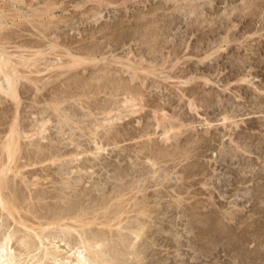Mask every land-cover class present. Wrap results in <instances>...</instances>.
<instances>
[{"label":"rangeland","instance_id":"rangeland-1","mask_svg":"<svg viewBox=\"0 0 264 264\" xmlns=\"http://www.w3.org/2000/svg\"><path fill=\"white\" fill-rule=\"evenodd\" d=\"M261 2L0 0V245L41 264L20 243L76 218L124 264H264ZM54 229L39 252L74 264Z\"/></svg>","mask_w":264,"mask_h":264},{"label":"bare ground","instance_id":"bare-ground-1","mask_svg":"<svg viewBox=\"0 0 264 264\" xmlns=\"http://www.w3.org/2000/svg\"><path fill=\"white\" fill-rule=\"evenodd\" d=\"M256 1H258V0H256ZM260 1V0H259ZM254 3H256V2H254ZM262 7L264 6V0H262ZM257 4V3H256ZM250 5H251V3H250ZM253 5V4H252ZM257 6H260L261 7V4L260 5H256V8H257ZM252 6H250V12L249 13H245V16H247V17H249V18H247V17H243L242 19L243 20H245L246 21V23H247V32L249 31H251L253 28H255V26H256V24H257V22H259V20L258 19H260L261 17H259L258 16V19L256 18V17H254V18H251L249 15H250V13H251V8ZM248 8H249V5H248ZM255 7L253 6V9H254ZM259 8V7H258ZM261 9V8H260ZM253 11V10H252ZM256 11H258L259 12V10L258 9H256V10H254V12H256ZM254 14V13H253ZM258 13L256 12V15H257ZM252 15V14H251ZM255 15V16H256ZM247 18V19H246ZM262 19H263V17H262ZM245 23V22H244ZM262 23V22H261ZM258 27V26H257ZM256 27V28H257ZM259 28V30H264V24L263 25H261V27H258ZM228 30V29H227ZM230 30V29H229ZM227 32V31H226ZM230 33V32H229ZM228 33V34H229ZM254 34V33H253ZM230 35V34H229ZM229 35H227L226 37H225V39H224V44H226V46H228V44L230 45V42H231V40L230 39H232V38H230L229 37ZM256 35V34H255ZM258 37L260 38V42H262V40H261V37H263L261 34L259 35L258 34ZM251 38V37H250ZM255 38V37H254ZM254 38H252V39H254ZM252 39H250V40H252ZM256 39V38H255ZM257 41V40H256ZM255 42V41H254ZM259 42V41H258ZM256 43V42H255ZM257 44H259V43H257ZM231 47V46H230ZM230 49V48H229ZM251 50V49H250ZM8 64V61H4L3 59H0V66H4V65H7ZM4 77V79L6 80V85H7V88L5 87V91H6V93L7 94H9V95H12V96H14L15 94V89H16V86H15V82H16V78L17 77H15L14 75H11V74H5V76H3ZM18 79V78H17ZM1 84V83H0ZM17 84V83H16ZM0 91H3V89H1L0 88ZM4 91V92H5ZM8 96V95H7ZM16 97V95L13 97L14 99H16L15 98ZM130 102V101H129ZM12 131V133H13V131H15V130H11ZM16 132V131H15ZM11 133V135H13ZM42 133V132H41ZM43 134V133H42ZM11 135H9L10 137H12ZM16 135V136H15ZM14 136L15 137H18V135L15 133L14 134ZM15 137H12L11 138V141L9 140V143L7 144V146L5 145V147H7V155H9L8 157H10L11 158V153H10V151H12L13 149H11L12 147H14L15 145H16V139H18V138H15ZM8 139H10V138H8ZM21 139V138H20ZM7 141V140H6ZM18 141V140H17ZM31 143V142H30ZM19 144V143H18ZM31 145V144H30ZM8 147L10 148V149H8ZM16 147V146H15ZM20 146H18V148H19ZM39 147V146H38ZM18 148H17V151H18ZM16 149V148H15ZM5 151V150H4ZM15 151V150H14ZM13 154H14V152H12ZM16 153V152H15ZM12 156H15V155H12ZM9 158V159H10ZM7 185H8V183H7V180H5V179H0V193H1V190L2 189H4V187H7ZM139 188V187H138ZM0 199H1V197H0ZM12 201L11 200H8V201H6V202H2V201H0V206H1V208H2V210H5L6 211V213H7V215H12V213L16 210V208H15V206H14V202L13 203H11ZM6 204V205H5ZM68 213V212H67ZM75 213V212H74ZM62 215H65V214H61V216ZM73 216V215H72ZM71 216V217H72ZM12 217V216H11ZM62 218V217H61ZM71 219V218H70ZM63 219H53L52 221H44V223H40L37 227H38V230H37V232H35L34 233V235L33 234H31V235H33L34 236V238H35V240H37L38 241V243H39V245H38V247H34V246H32V244L31 243H33L32 241H30V240H28L29 238H28V236H26L27 237V239H25V241L24 240H22V241H24V242H21L20 243V247H22L21 245H23L25 248L24 249H27V251H28V255L30 254V256L32 255V256H34V257H28V259L29 260H31L32 261V259H34L35 258V256H37V255H39V254H41V255H39L40 257V261H47V260H52V263L53 264H71V262L70 263H68L67 262V257L65 256V260L64 259H57V251H55L54 252V250L52 249L51 251H53V252H51L50 250H49V248H48V246H46L47 248L46 249H44V250H41V253L39 252V250L44 246H42V244H44V242H45V240H43V243H42V240L41 239H43V237H41L42 235H45V234H42V233H47L48 232V234H49V236L48 235H45L46 237H48V239H49V237H50V229L51 230H55L54 228L55 227H58V228H62V231H59V233H61V232H63V234H64V242H66L65 244H68V243H70V240L68 239V237L70 238V234H68L70 231L71 232H74L75 234H76V236H77V238L78 239H76V241L75 242H77V244L79 245V247L78 248H81L78 252H75L76 253V261L74 262V264H124V263H121V261H120V259H118V257L117 256H111V255H109V251L107 250V248L104 246V244H102V242H101V244L99 243L100 241L99 240H97L95 237H93V238H91V239H89L87 236H85L83 233H82V231H81V229H83V227L85 228V226H90V224H93V223H95V222H93V221H91L90 223L89 222H85V223H82L81 221H78L79 219H74L72 222H73V224L75 223L76 225H77V223H79L80 225H78V227L79 228H75V227H73V226H69V225H66V224H60V222L62 221ZM41 221V220H40ZM39 221V222H40ZM65 221H66V219H65ZM19 223V222H18ZM23 223V224H22ZM20 225H22L23 227H26L25 226V224H24V222H22ZM65 223V222H64ZM119 224V223H118ZM93 226V225H92ZM110 226V225H109ZM106 227H107V225H106ZM33 228V227H32ZM32 228H31V231H32ZM136 228H138V227H136ZM136 228H135V230H136ZM140 228V229H139ZM138 228V230H136V231H132V234H133V236H134V239H141V236H142V234H141V231H142V229H144V228H142V227H139ZM26 229H28V231L30 232V230H29V228H27L26 227ZM57 229V228H56ZM119 228H117V230H118ZM121 229V228H120ZM89 230H90V228H89ZM27 231V232H28ZM50 232V233H49ZM93 232V231H92ZM91 232V233H92ZM100 232V231H99ZM103 232H104V230H103ZM106 232H108V231H106ZM3 233V232H2ZM87 233H88V230H87ZM96 233V232H95ZM229 233V232H228ZM9 234V233H8ZM29 234V233H28ZM73 234V233H72ZM71 234V235H72ZM86 234V233H85ZM89 234V233H88ZM101 234V233H100ZM111 234H113V232L112 233H110V236H112ZM115 234H116V232H115ZM120 234H121V232H120ZM10 235V234H9ZM12 235H15V234H12ZM61 235V234H60ZM60 235H58V236H60ZM90 235V237H91V234H89ZM114 235V234H113ZM124 235V234H123ZM257 235V234H256ZM255 235V236H256ZM1 236H2V234H1ZM66 236H68L67 238H66ZM74 236V235H73ZM95 236H97L96 234H95ZM104 236V235H103ZM132 236V235H131ZM228 236H229V234H228ZM231 236V235H230ZM248 236V235H247ZM4 237V236H3ZM2 237V238H3ZM13 237V236H12ZM12 237L10 238L9 236L7 237V233H6V236H5V238H4V241H1L2 243H1V245H0V264H21V259L19 260V258H21V257H17V258H15L14 257V255H12V253L10 252L11 250H10V248H9V241L12 239ZM25 237V236H24ZM29 237H32V236H29ZM53 237V236H52ZM51 237V238H52ZM121 237V236H120ZM128 237V236H127ZM253 237V236H252ZM251 237V238H252ZM23 238V237H22ZM57 238V237H56ZM62 238V237H61ZM60 238V239H61ZM66 238V239H65ZM72 238V237H71ZM76 238V237H75ZM101 238V237H100ZM113 238V237H112ZM133 238V237H132ZM132 238H131V240H132ZM246 238V237H245ZM256 238V237H255ZM45 239V238H44ZM48 239H46V240H48ZM53 239V238H52ZM51 239V241H53ZM68 239V240H67ZM74 239V238H73ZM73 239H72V241H73ZM103 239V238H102ZM119 240H120V238H118ZM126 239H128V238H126ZM134 239H133V241H134ZM248 239H249V237H248ZM28 240V241H27ZM35 240H33V241H35ZM50 240V239H49ZM115 240V239H114ZM119 240H118V242H119ZM135 240V241H136ZM226 240H228V239H226ZM37 241H35V242H37ZM99 241V242H98ZM105 241V240H104ZM111 241V240H110ZM116 241V240H115ZM130 241V240H129ZM244 241V240H243ZM48 242V241H47ZM46 242V243H47ZM107 242V241H106ZM123 242V240H120V243H122ZM248 242V241H247ZM250 242V241H249ZM262 242V241H261ZM108 243V242H107ZM107 243L105 244V245H107ZM112 243V245H113V242H111ZM117 243V242H116ZM130 243V242H129ZM132 243H136V242H132ZM47 244H49V243H47ZM74 244V243H73ZM76 243H75V245H77ZM118 244V243H117ZM124 244V243H123ZM128 244V243H127ZM134 244H132V246L131 245H129L130 246V248H131V250L134 248ZM243 244V243H242ZM19 245V244H18ZM71 245V244H70ZM128 245H127V247H128ZM137 244H135V246H136ZM109 246V245H108ZM245 246V245H244ZM11 247V246H10ZM71 248H72V246H70ZM74 247V246H73ZM76 247V246H75ZM113 247V246H112ZM125 247V246H124ZM126 247V248H127ZM51 248V247H50ZM77 248V249H78ZM125 248V249H126ZM23 249V248H22ZM48 249V250H47ZM75 249V248H74ZM129 249V248H128ZM35 250H38V251H36L37 253L35 254V252H33V251H35ZM123 250V249H122ZM25 251V250H24ZM74 251V250H73ZM128 251V250H127ZM133 251H135L134 249L132 250V252H128V254L129 255H132L133 254ZM111 252H112V250H111ZM110 252V254H112ZM114 252V251H113ZM31 253H33V254H31ZM74 253V254H75ZM117 253H118V251H117ZM135 253V252H134ZM27 253L25 252V255H26ZM73 255V254H72ZM22 257H23V255H22ZM38 257V256H37ZM136 257V256H135ZM60 258H62V256L60 257ZM120 258V257H119ZM123 258V257H122ZM18 259V260H17ZM28 259L26 260V261H28ZM37 259V258H36ZM23 260V259H22ZM121 260H124V259H121ZM129 260H131L130 258H129ZM43 261L41 262V264L43 263ZM125 261V260H124ZM127 261V260H126ZM125 261V262H126ZM37 262H38V260H37ZM73 263V262H72ZM127 263V262H126ZM25 264H26V262H25ZM44 264V263H43Z\"/></svg>","mask_w":264,"mask_h":264}]
</instances>
